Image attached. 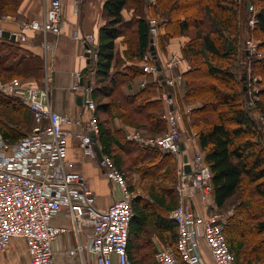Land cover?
Listing matches in <instances>:
<instances>
[{"label": "trees", "instance_id": "16d2710c", "mask_svg": "<svg viewBox=\"0 0 264 264\" xmlns=\"http://www.w3.org/2000/svg\"><path fill=\"white\" fill-rule=\"evenodd\" d=\"M248 2L258 7L251 28ZM19 4L20 0H0V16L17 14ZM146 5L149 14L160 19L164 28L162 37L188 38L182 47L190 63L183 73L185 98L200 102L191 110V126L197 131L210 165L215 206L233 207L224 232L236 264H264V130L253 114L256 109L264 114V55L251 54L242 45L244 31H251L258 50L264 51V0H155L152 3L105 0L102 7L105 23L98 33L96 58L90 60L88 68L93 69L95 83L91 93L99 124L96 139L102 145L101 152L112 155L121 169L123 155L130 157V165L136 166L147 183L148 199L137 195L132 200L129 256L135 264H142V258L143 264H156L155 244L142 258L131 254L130 247L149 223L172 228L175 222L169 213L177 204L175 157L156 145L141 146L125 138V128L112 125L113 118L118 116L125 124L150 135L164 132L167 127L161 98L167 86L158 77L148 75L139 64L151 46ZM124 13L129 16L125 17ZM28 32L26 41L0 35L1 80L19 77L23 82L37 83L44 75V53H36L26 45L39 33ZM120 36L126 45L124 56L116 55V40ZM242 58H248L253 74L262 77L259 82L262 88L255 94V107L247 104L250 94L244 89L243 79L247 72L237 63ZM140 75H146L148 80L137 91L126 94L124 87ZM33 123L27 103L19 96L0 91V130L7 141L19 140L31 130ZM114 148L121 154L114 153ZM130 188L134 189L131 185ZM175 240L176 232L170 244L175 245Z\"/></svg>", "mask_w": 264, "mask_h": 264}, {"label": "built area", "instance_id": "2783aa9c", "mask_svg": "<svg viewBox=\"0 0 264 264\" xmlns=\"http://www.w3.org/2000/svg\"><path fill=\"white\" fill-rule=\"evenodd\" d=\"M82 1L72 0L74 14L79 13ZM248 6L254 7L251 2ZM63 9L64 0H50L42 19L24 20L11 32L16 34L18 41H26L29 30L60 35L64 32ZM2 18L0 21L8 15ZM147 19L150 38L157 46L158 20L155 17ZM255 21V17L249 18L250 25ZM2 29L0 25V31ZM95 38L91 32L79 36L92 58L97 54ZM244 49L257 56L264 55L253 37L246 39ZM140 66L145 72L159 73L150 48L143 53ZM81 76V71H76L72 87L84 91L83 102L89 115L86 121L79 115L71 116L53 108L48 73L43 85L23 82L19 77L7 81L0 79V91L19 96L33 113L31 130L19 140L7 141L0 130V252L9 250L14 237L22 238L29 255L27 264H63L56 259L58 253L69 258L64 264H135L128 253L134 193L125 171L116 164L114 157L103 152L98 157L102 145L92 135L99 133L96 103L91 85L79 82ZM165 81L166 85L173 84V79L165 77ZM255 94L252 93L248 101L250 105L255 102ZM164 95L166 130L158 135H145L134 127L126 134L127 139L141 146L152 144L170 152L178 162L177 204L169 213L177 228L175 245H158L154 254L156 264H236L224 232L229 215L217 210L215 205L205 214L195 208L196 197L207 207L212 202V172L202 150L188 153L180 130V113L171 108L172 100L167 92ZM259 116L264 119L262 113ZM72 125L81 126V130H73ZM193 133L198 135L196 130ZM70 137L78 140L85 156L98 158L105 176L119 192L105 207L97 204V195L89 179L76 168L75 161L68 158ZM185 154L187 160H184ZM187 164L190 170L186 169ZM55 218H68L71 226L55 223ZM70 228L77 236L85 235L86 240L79 239L75 245L64 249L61 237ZM75 255L80 256V262H74Z\"/></svg>", "mask_w": 264, "mask_h": 264}, {"label": "crops", "instance_id": "0c3cea01", "mask_svg": "<svg viewBox=\"0 0 264 264\" xmlns=\"http://www.w3.org/2000/svg\"><path fill=\"white\" fill-rule=\"evenodd\" d=\"M48 2L49 0H47L44 5L43 0H22L20 7L18 8V15L8 16L7 20L3 22V28L14 30L18 29L20 22L24 20L33 18L42 19ZM104 2L105 0H83L79 13L74 14L72 12V0H64V32L60 35L51 32L46 35L39 33L31 37L26 44L34 52L40 54H42V52L44 53V73H48L51 78L50 82L52 83V88L50 98L53 108L59 112L68 113L71 116L79 115L84 121L88 120L89 117L82 100L84 91L83 89L75 90L72 87L75 82L76 71L81 70L88 64L87 56L85 55V45L79 39V36L87 32H94L95 34L99 33L100 28L105 23V20L102 17V7ZM145 11L149 13L148 9ZM124 15L125 17H128L129 13H124ZM161 32L164 33V28L162 27ZM187 40L188 38L186 36L175 37L167 43L166 49L163 50V52L159 47L156 48L157 59L161 62V75L163 74V76L166 77L164 69H167L168 75H172L179 72L183 74L190 68V63L184 57L182 51V47ZM45 42L49 45L46 46ZM125 48L126 45L123 43V37H118L116 40V55L119 54L124 56ZM173 56L176 58L178 57V62L175 63V66L168 69L166 68L165 61ZM115 61L116 60L114 59V71L116 69ZM88 73L87 77L85 74L86 82H90L89 84L91 86L93 82L94 86L93 71L91 72L88 70ZM145 76L146 75H140L135 77L129 86L124 87V92L126 94H131L137 91L140 83L144 84L147 81ZM183 84L185 83L180 84L182 86L179 85L178 87H173L170 97L172 100V107L180 111V130L185 140L187 151L191 155L196 149L202 150L198 135H194L193 133L195 128L191 126V110L194 107L199 106L200 102L186 100V89ZM79 97L81 100H78ZM183 109L186 112L185 121L181 117V115L184 116V113L182 112ZM112 125L116 127H125L127 129L134 128L131 125L125 124L118 116L113 118ZM71 128L75 131L81 130V126L79 125H72ZM68 141V158L74 160L76 168L89 179V184L97 195V204L105 207L119 192L105 176L98 158L85 156L82 153L76 138L70 137ZM129 159L130 157H128L126 162L123 161L124 164L128 163L127 167H129L130 171L134 174H138L142 179L137 168H135L136 166L134 165V167H132L133 165H130L131 162ZM177 164L178 162L175 158V166H177ZM211 200L214 202L213 196H211ZM195 208L202 214H205L207 210L210 209L201 202L199 197L195 198ZM54 221L58 224L71 226V221L68 218H55ZM172 225L173 227L169 229L157 227L156 225L149 223L146 225V228L141 235L133 239L135 243L130 247V253L138 257L145 251H148L154 244L156 246L163 243L170 244L174 240L175 232L177 230L176 224L172 223ZM146 236L147 238H145ZM79 239L85 241L86 236L83 234L77 236L72 228H70L68 232L62 234L61 245L64 249H68L69 247H72V245H75ZM56 246L58 247L59 244ZM56 259L63 264L69 262V258L60 253L56 254ZM73 259L75 263L81 261V258L78 255H75ZM28 260L29 255L25 241L19 237H14L12 239L11 247L7 252H0V264H20L24 262V264H27Z\"/></svg>", "mask_w": 264, "mask_h": 264}, {"label": "rangeland", "instance_id": "374dc122", "mask_svg": "<svg viewBox=\"0 0 264 264\" xmlns=\"http://www.w3.org/2000/svg\"><path fill=\"white\" fill-rule=\"evenodd\" d=\"M50 1V0H49ZM145 1V0H144ZM150 1V0H149ZM239 1H246V0H239ZM21 2H22V0H20V4H21ZM46 2H47V0H43V4L45 5L46 4ZM151 2V1H150ZM83 3V1L80 3V7H81V4ZM146 3V2H145ZM152 3V2H151ZM20 4H19V7H20ZM147 4V3H146ZM251 4H253L254 5V7H253V9H251V8H249V6H247V8L249 9V11H250V13H251V16L254 18V17H256V13H257V9H258V7H257V5L255 4V3H253V2H251ZM18 7V8H19ZM146 9H148L149 10V7H147V5H146ZM5 15H8V16H14V15H18V13L17 14H4V15H2V16H0V19H3L2 17L3 16H5ZM148 16V17H147ZM250 16V17H251ZM149 17H155L157 20H158V27H159V34H158V38H157V47H159V49L163 52V50H165L166 49V45H167V43L171 40H168L167 38H165V37H162L161 35H160V33H161V26H160V19L158 18V17H156V16H154V15H151V14H146V18H149ZM7 19H4V20H1L0 21V25L3 27L4 25H3V22L4 21H6ZM248 25L250 26V28L252 27V25H250L249 23H248ZM6 26V25H5ZM19 26H20V24H19ZM91 33H94V32H91ZM28 34H29V32H28ZM44 34V33H43ZM95 34V33H94ZM162 34V33H161ZM96 35V38H95V41L96 42H98V34H95ZM250 37H254L253 36V34H252V32L250 31H244V36H243V43H242V45H243V48L245 47V44H246V39H248V38H250ZM258 43V42H257ZM259 51H262V50H259ZM51 53V52H50ZM178 62V57L176 58L175 56H173V57H170L168 60H166L165 61V64H166V68H170V67H173V66H175V63H177ZM237 63H239L240 65H241V67H240V69H244V70H246V72H247V79H246V85H247V89H248V93L250 94V97H251V95H252V93H254V92H256L257 93V91L259 92L260 90H261V88H262V83L260 84L259 82L262 80V77L260 76V75H258V74H253V72H252V67H251V63H250V60L248 59V58H242V59H239V60H237ZM140 64V63H139ZM90 71L92 72L93 71V69H91L90 68ZM164 72H165V74H166V78H168V79H173V84H167L166 86V89H164L163 90V92L161 93V98L163 99V110L165 111V108H166V104H165V102H166V98H165V92H167V91H169V90H173V87H178L180 84H182V83H185V78H184V76H183V74H181L180 72L179 73H177V74H172V75H168L167 73V69H164ZM148 75H151L152 76V78H155V79H157V74H155V73H148V72H146ZM45 74V73H44ZM89 73L87 72L86 73V77H87V75H88ZM46 75V74H45ZM45 75H43V76H41L39 79H37V83L39 84V85H43L44 83H45ZM179 75H182V78H178V76ZM146 77V80H148V77L147 76H145ZM91 79H92V77H91ZM145 84V83H144ZM184 86H185V84H183ZM92 86H93V82H92ZM92 86H91V88H92ZM140 86H143V83L141 84L140 83ZM180 86H182V85H180ZM95 86H93V88H94ZM49 88H50V94H51V88H52V83L50 82V84H49ZM90 88V89H91ZM92 90L93 89H91V92H92ZM256 98H257V96H256ZM192 102H194V101H192ZM196 102V101H195ZM247 104H249V103H247ZM249 106L251 107H255L256 106V104H255V102H254V104L253 105H250L249 104ZM177 110V109H176ZM177 111H179V110H177ZM182 111V110H181ZM180 112V111H179ZM183 113H184V116L183 115H181V117H182V119H184V121L186 120V112L184 111V109H183V111H182ZM259 113H262L260 110H258V109H256V110H253V114L255 115V117L257 118V120L259 121V125H260V127H262V129L264 130V119H262L260 116H259ZM263 114V113H262ZM263 116H264V114H263ZM192 120V119H191ZM125 128V127H124ZM129 131V129H127V128H125V131H124V135H125V138H127L126 137V134H127V132ZM145 135H150V134H147V133H145V132H143ZM163 132H161V133H158V134H162ZM157 134V135H158ZM114 153H116V154H121V151L120 150H118V149H116V148H114ZM128 159V157L126 156V155H123V160L126 162V160ZM128 164V163H127ZM127 164H124V166H123V170L125 171V173H126V175H127V180H128V184L129 185H131L134 189L132 190V192L134 193V196H137V195H139L141 198L142 197H144V198H146V199H148V194H147V183L145 182V180L143 181L139 176H138V174H134V173H132L131 171H130V169H129V167H127ZM173 164H175V162L173 163ZM132 167H134V165L132 166ZM136 168V167H135ZM133 170V169H132ZM141 202V201H140ZM215 203L214 202H210L209 203V208L210 209H213L214 208V205ZM137 206H140V204L138 203V204H136ZM232 209H233V207H232V205H229L228 207H226V208H221V209H218L217 208V210H219V211H222L223 213H225L226 215H230L231 214V211H232ZM160 212H161V210H159ZM254 221H256V220H254ZM145 238H147V236L145 237ZM144 238V239H145ZM143 239V240H144ZM247 245H248V243H247ZM158 247V246H157ZM157 251V248H156V250H155V252ZM138 258H142V256L141 255H139L138 256ZM142 264L144 263V260H143V258H142ZM25 263V262H24ZM24 263H20V264H24Z\"/></svg>", "mask_w": 264, "mask_h": 264}, {"label": "water", "instance_id": "95a60500", "mask_svg": "<svg viewBox=\"0 0 264 264\" xmlns=\"http://www.w3.org/2000/svg\"><path fill=\"white\" fill-rule=\"evenodd\" d=\"M248 5H249V3H248ZM0 35L5 36L7 38H10L12 40H16V34L12 33L9 29H2L0 31ZM151 42H153V39H151ZM150 49L152 50L153 54L156 55V49H155V46L153 44L150 46ZM247 52H249V51L247 50ZM85 54H86V56H88V59H87L88 64L81 69V75H82L81 78H80V83L81 84H83V82H84V78L83 77H84L85 73L87 72V70L89 68V65H90V53L88 51H86ZM157 63H159V62L157 61ZM159 69H161L160 65H159ZM160 79H163V75H160ZM243 79H244V89L246 90L247 89V85H246L247 74L246 73L243 74ZM163 83H165V80H163ZM169 94H170L169 96H171V93H169ZM78 100H81V98L79 97ZM171 108H172V105H171ZM92 135L96 139L95 134L92 133ZM98 153H99V156H101V151H98ZM187 159H188V156H187V154H185L184 155V160H187ZM186 169L190 170V165L189 164H187Z\"/></svg>", "mask_w": 264, "mask_h": 264}]
</instances>
